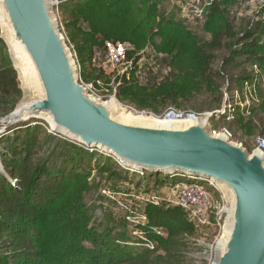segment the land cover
Instances as JSON below:
<instances>
[{"label": "trees", "instance_id": "16d2710c", "mask_svg": "<svg viewBox=\"0 0 264 264\" xmlns=\"http://www.w3.org/2000/svg\"><path fill=\"white\" fill-rule=\"evenodd\" d=\"M232 2L211 1L205 27L212 37L206 41L173 19L163 16L157 21V7L148 0H76L69 8L74 19L66 26L84 68L93 60L95 47L104 46L106 50L108 40L145 45L158 34L159 27L170 46L171 56L166 60L169 73L151 89L125 80L119 87V100L154 111L163 106L191 110L187 107L193 97L204 93L208 96L203 104L195 107L213 112L221 109L225 85L233 88L235 83L250 79L247 67L264 63V21L257 19L238 28L228 9ZM85 24L90 31L82 29ZM133 84L146 94L134 92ZM22 98L18 74L0 37V117L14 111ZM253 113L248 119L251 127L254 125L252 131L242 124V115L231 122L221 117L223 125L217 123L213 128L227 126L233 140L247 145L248 135L264 137V106L261 112ZM1 161L0 264L165 263V258L154 251L128 250L115 241L119 238L113 237L112 231L91 225L85 200L92 188L93 173L147 187L148 178L154 179L155 187L167 185L172 179L162 173L131 170L105 152L55 138L40 124H29L4 136ZM144 214L148 221L141 228L168 258L186 246V236L196 232L195 224L180 206L147 203Z\"/></svg>", "mask_w": 264, "mask_h": 264}, {"label": "water", "instance_id": "95a60500", "mask_svg": "<svg viewBox=\"0 0 264 264\" xmlns=\"http://www.w3.org/2000/svg\"><path fill=\"white\" fill-rule=\"evenodd\" d=\"M0 28L23 93L37 94L3 122L46 119L54 131L131 170L212 178L228 204L213 264H264V152L214 133L207 117L122 118L129 108L98 98L80 81L52 0H0Z\"/></svg>", "mask_w": 264, "mask_h": 264}, {"label": "rangeland", "instance_id": "374dc122", "mask_svg": "<svg viewBox=\"0 0 264 264\" xmlns=\"http://www.w3.org/2000/svg\"><path fill=\"white\" fill-rule=\"evenodd\" d=\"M148 1L151 6L154 8L157 7V21L163 19V16H165L166 19H173L175 22L181 23L189 32L197 35L201 41L211 39L212 35L205 27L207 18L205 17V19L200 20L191 10H193L194 5H198L207 12L212 0ZM75 2L76 0H52L53 11L58 21L59 28L79 69L80 81L89 87L91 93L98 98L104 101H111L114 99L124 107L129 108L134 116H139L141 114L156 118L153 114L149 113L158 115L169 108L170 106H163L159 108V111H154L149 107L141 108L135 103L120 101L117 96L119 87H121L125 80L151 89L152 87L158 86L169 73L166 60L170 59L171 56L168 52L170 46L166 43L165 35L159 32V27L158 34L152 37L145 45L139 46L136 43L126 40H108L106 42H122L126 45L128 57L123 64H112L109 61L107 50H105L103 46L93 49V60L88 61L87 68H84L79 64L80 57L76 52V43L70 38L71 31L68 30L66 26V23L74 19L69 8H72ZM228 9L230 17L236 20L238 28H243L248 22H253L257 19H262L264 21V0H233L232 4L228 6ZM82 29L86 32L90 31L88 24H85ZM256 65L259 67V72L257 73L259 79L251 88V95L247 103H245L244 96L240 93L239 98H235V91L239 89L243 92V83L255 79V65H249L248 67L245 65L249 76H251L250 79L244 80V82L238 84L235 83L236 86L234 85L235 87L233 86V88L225 85L223 89L224 96L225 93L228 92L230 94L229 96L233 97L230 102L233 107L231 109V116H224L227 122H231L237 115H242L245 118L242 124H246L250 131L254 129V125L251 127V122H248L249 117L252 115L253 111L261 112L264 106V63ZM133 85L132 89L134 92H138L140 95L146 94L143 90H139L138 85ZM20 87H22L21 82ZM36 96L37 94L25 90L21 102H28ZM207 96L208 95L204 93L196 94L190 102L191 106L187 108L196 112H211L210 110H199L195 107V104H198L197 106L200 107L203 104L202 101ZM223 104L224 97L222 106ZM3 118H5V116L0 117V129L4 128L2 127L3 125H7L8 128L6 127V129L3 130L5 131L4 134L1 133L0 135V167L2 166L1 153L4 136L12 135L22 129L24 130L29 124H40L47 133L55 138L66 140L79 146L81 145L79 142L70 139L64 134L54 131L46 119L34 117L19 123H7L2 121ZM217 123L223 125L221 124L222 121L220 117L211 121L212 127ZM215 129L217 133H225L224 130H228L227 126H221ZM240 133L242 132L240 131ZM262 138L264 137L258 135V133H253V135L246 136L245 141L247 145L243 144L238 139L234 141L242 144L249 152H252ZM163 175L165 178L168 177L172 179V181L168 182L167 185L155 187L153 186L154 179L148 178L145 180V185H147V183L149 184V187H147L144 186V183L139 185L134 183L130 184L121 179H110L103 174L97 175V173H93V178L90 179L92 188L88 191L85 200L90 209V224L97 226V228L105 232L112 231L113 237L119 238L115 239V241L128 250L133 252H140L145 249L154 251L155 255L165 258V263L162 261L160 262L162 264H213L216 245L222 235L224 226V224H222V226L219 227L215 218V214L219 211L220 207L216 202L219 198V196H217V190L212 187L209 181L203 180L197 182L194 179L188 178L185 174L175 173ZM11 179L12 178H9V180ZM190 183L204 185L214 194V202L212 208L208 212V221L205 224L194 222L192 217L190 218L187 213L189 220L196 226V232L191 236H186V242H184L186 246H183L180 252L168 258L167 253L162 248L157 247L154 241L147 235L146 230L141 228V226L145 225L148 221V218L144 214V207L147 203L160 206L164 205L166 207L177 206L175 202L179 196L181 185H189ZM107 228L109 230H106ZM155 231L165 233L163 229L159 228H156ZM174 252H176V250H174L173 253Z\"/></svg>", "mask_w": 264, "mask_h": 264}, {"label": "built area", "instance_id": "2783aa9c", "mask_svg": "<svg viewBox=\"0 0 264 264\" xmlns=\"http://www.w3.org/2000/svg\"><path fill=\"white\" fill-rule=\"evenodd\" d=\"M211 4V2H210ZM194 15L200 20L205 19L206 13L204 9L200 8L198 5H194L193 10H191ZM106 50L109 61L114 65L123 64L128 57V50L124 43L122 42H108L106 43ZM256 70L255 79L253 81H245L243 83V92L241 90L236 89L235 98H239V93L244 97L245 103L249 100L251 95V88L258 81V72L259 67L257 65L254 66ZM230 94L227 92L224 96V104L220 110L213 112H196L193 110L180 109L175 107H169L165 111L160 114H153L157 119L166 120V121H183V120H192L198 117H207L210 121L215 118H221L224 116H231V109L233 108L230 104L231 99L233 97L229 96ZM249 105V104H248ZM145 114V112H144ZM3 129H0L1 133L4 134L7 125H3ZM214 133H217V130L212 127ZM225 134H227L232 139V134L229 130L225 129ZM259 150L264 152V138L260 139L257 147ZM199 180V179H197ZM198 182V181H197ZM211 185L220 193L219 198L216 202L219 204V211L216 212L215 218L219 227L222 226L225 222L226 214L228 212V204L225 200L224 194H221L218 187L215 184L211 183ZM214 194L207 189L204 185L199 183H190L189 185H181V190L179 191V196L175 202L177 206L183 208L190 216L193 221L198 224H205L208 221V212L212 208L214 198Z\"/></svg>", "mask_w": 264, "mask_h": 264}, {"label": "bare ground", "instance_id": "6f19581e", "mask_svg": "<svg viewBox=\"0 0 264 264\" xmlns=\"http://www.w3.org/2000/svg\"><path fill=\"white\" fill-rule=\"evenodd\" d=\"M111 102H116L114 99H112L111 100ZM122 118H124V119H127V120H134V121H137V120H145V121H152V120H155V118L154 117H148V116H146V115H139V116H134L132 113H128V114H122ZM209 180V183L211 184L212 182V178H209L208 179ZM215 186L216 187H218V186H220V184L218 185V184H215ZM213 187V186H212Z\"/></svg>", "mask_w": 264, "mask_h": 264}]
</instances>
